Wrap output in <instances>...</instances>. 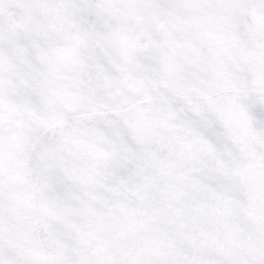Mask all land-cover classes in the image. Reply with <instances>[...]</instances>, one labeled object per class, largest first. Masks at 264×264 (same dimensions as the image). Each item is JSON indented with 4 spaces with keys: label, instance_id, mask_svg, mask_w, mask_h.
<instances>
[{
    "label": "snow or ice",
    "instance_id": "1",
    "mask_svg": "<svg viewBox=\"0 0 264 264\" xmlns=\"http://www.w3.org/2000/svg\"><path fill=\"white\" fill-rule=\"evenodd\" d=\"M0 264H264V0H0Z\"/></svg>",
    "mask_w": 264,
    "mask_h": 264
}]
</instances>
